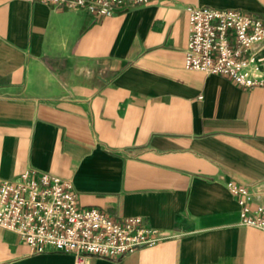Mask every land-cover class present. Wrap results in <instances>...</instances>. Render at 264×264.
Returning a JSON list of instances; mask_svg holds the SVG:
<instances>
[{
  "label": "crops",
  "instance_id": "0c3cea01",
  "mask_svg": "<svg viewBox=\"0 0 264 264\" xmlns=\"http://www.w3.org/2000/svg\"><path fill=\"white\" fill-rule=\"evenodd\" d=\"M187 6L262 16L264 0H154L112 15L0 0V178L70 179L81 207L141 216L164 236L88 264H264V86L184 66ZM264 69V62L262 63ZM0 264H75L0 227Z\"/></svg>",
  "mask_w": 264,
  "mask_h": 264
},
{
  "label": "built area",
  "instance_id": "2783aa9c",
  "mask_svg": "<svg viewBox=\"0 0 264 264\" xmlns=\"http://www.w3.org/2000/svg\"><path fill=\"white\" fill-rule=\"evenodd\" d=\"M35 1L109 16L116 7L154 0ZM186 11V68L220 75L242 87L264 86V14L210 6H187ZM227 185L239 196L241 222L264 230V199L252 207L246 187ZM0 227L17 233L33 252L68 253L75 264H88L92 257L121 259L164 239L141 216L114 217L97 207H81L70 179L35 169L0 178Z\"/></svg>",
  "mask_w": 264,
  "mask_h": 264
}]
</instances>
